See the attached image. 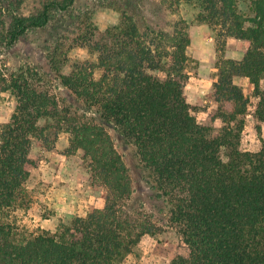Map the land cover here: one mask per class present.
<instances>
[{"label":"trees","instance_id":"16d2710c","mask_svg":"<svg viewBox=\"0 0 264 264\" xmlns=\"http://www.w3.org/2000/svg\"><path fill=\"white\" fill-rule=\"evenodd\" d=\"M200 1L211 4V17L232 19L231 35L251 42L242 61L220 68L211 124L199 123L185 98L184 30H142L130 18L100 32L88 11L86 42L101 53L99 80L87 65L63 73L62 40L48 52L47 70L0 64V92L16 101L0 128V264H126L144 236L167 232L189 249L170 264H264V145L241 149L248 99L236 83L249 80L259 96L255 114L264 121V0H248L252 17L237 11L243 0ZM74 3L37 0L28 8L27 0H0V57ZM60 133L70 136L71 151L83 152L93 183L109 188L106 206L55 232L23 231L11 219L38 167L33 142L48 144ZM126 154L152 206H134Z\"/></svg>","mask_w":264,"mask_h":264},{"label":"rangeland","instance_id":"374dc122","mask_svg":"<svg viewBox=\"0 0 264 264\" xmlns=\"http://www.w3.org/2000/svg\"><path fill=\"white\" fill-rule=\"evenodd\" d=\"M37 0H27L28 8ZM200 0H75L66 12H57L51 22L43 28L31 29L11 49L0 57V64L10 70L21 66L47 70V54L58 40L64 42L62 58L64 74H70L75 66H89L95 80L103 76L98 66L101 53L94 51L90 43L87 22L83 20L86 12L92 11L93 25L103 32L121 26L126 19L132 18L144 30L149 27L156 31L165 30L174 35L177 30L186 31L190 38L187 48L189 62L186 73L190 76L184 94L187 102L194 107L192 114L201 124H211L218 102L215 96V84L219 80L220 68L225 66L229 52L244 55L251 42L231 35V20L218 16L213 18ZM237 11L252 17L251 3L243 0L237 3ZM216 9H220L217 4ZM205 26L203 42L193 33L197 27ZM212 44L215 53L205 52L204 45ZM248 99V111L245 115V128L241 137V149L258 152L264 145V121H259L255 112L259 102L254 88L242 86ZM264 86L261 87V90ZM15 98L8 92H0V128L7 124L15 112ZM221 120L213 126L221 127ZM31 157L38 162L28 182L26 203L14 213L16 225L23 231L55 232L61 224H70L76 218H84L95 209L106 206L109 188L95 185L91 179L88 162L82 151L70 150V136L60 133L58 138L45 144L41 140L33 142ZM128 168L134 191L133 204L152 206V193L147 187L142 173L136 168L130 155L126 154ZM188 256L189 249L174 233H163L156 237L144 236L139 245L126 259V264H170L177 256Z\"/></svg>","mask_w":264,"mask_h":264},{"label":"crops","instance_id":"0c3cea01","mask_svg":"<svg viewBox=\"0 0 264 264\" xmlns=\"http://www.w3.org/2000/svg\"><path fill=\"white\" fill-rule=\"evenodd\" d=\"M207 32V29L205 26H200L197 27L193 30V33L196 35V38L198 39V35H200L199 37V45H201L200 43L203 42V38H204V34ZM204 43V42H203ZM202 46V45H201ZM205 46V52L207 53H215V48L212 44L210 45H204ZM238 53H234V52H229V54H227V57L230 59H235L236 61H242L244 58V53H242L240 56H235ZM236 83H238L241 86H246L247 84H249V80L247 78H240L238 80H236Z\"/></svg>","mask_w":264,"mask_h":264}]
</instances>
